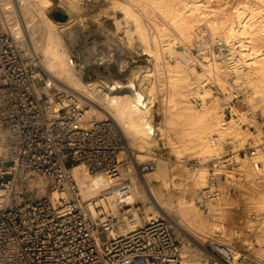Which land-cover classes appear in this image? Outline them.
<instances>
[{"label": "built area", "instance_id": "built-area-1", "mask_svg": "<svg viewBox=\"0 0 264 264\" xmlns=\"http://www.w3.org/2000/svg\"><path fill=\"white\" fill-rule=\"evenodd\" d=\"M17 4L0 0V264H184L188 243L171 217L158 215L142 225L132 219L130 208L139 206L130 178L148 172L153 162L134 167L129 156L119 158L124 142L114 122L94 117L75 94L55 90L28 56ZM219 59L228 76L221 80L233 84L223 112L230 119L223 123L254 129L264 117L242 92L248 90L245 77L236 78L240 60L233 51ZM214 78L211 86L218 90ZM191 99L202 107V100ZM226 143L230 154L184 162L207 171L195 200L209 218H217L222 184L230 183L239 160L259 165L253 160L257 149L233 151L232 142ZM78 165L89 178L102 180L95 197L83 196L72 172ZM207 247L211 260L221 264H252L233 245L212 241Z\"/></svg>", "mask_w": 264, "mask_h": 264}, {"label": "bare ground", "instance_id": "bare-ground-1", "mask_svg": "<svg viewBox=\"0 0 264 264\" xmlns=\"http://www.w3.org/2000/svg\"><path fill=\"white\" fill-rule=\"evenodd\" d=\"M30 1L32 3L30 7L33 11L31 12L29 11L30 8L28 9L29 15L31 14L30 16H32L30 19H28L27 7H24L23 0H18V4L15 5V12L20 26L24 29V32L22 31L23 34L31 42L33 35L36 37L34 34V23L31 22L33 16H35L33 15L34 12L38 18L48 25L53 26L58 23L46 15L45 7L51 4V0ZM96 2L97 0H93L92 3L96 4ZM110 4V7L105 9V17L114 21L115 33L117 34L121 30L125 33L128 42L127 47H134L133 43L136 37V40L142 46L143 52L152 57L150 60L152 66L133 68L126 83L121 80H114L112 87L105 94L106 96L101 98L103 96H101L100 92L103 89L105 90L107 86L97 85L95 82L83 83L79 75H72L66 69L65 60L67 57L64 50L58 47L59 43L56 41L59 37L51 34L52 32L49 33L50 29L49 31L46 30L48 29L46 27H49L48 25L43 30L46 33V36L43 37L46 38L42 39V37L41 39L45 40L46 44L37 63L40 64L49 80L57 88L75 94L84 104L97 111L100 116L112 119L121 133L125 149L134 167L140 164L138 161L143 155L150 153V147L157 141L155 131L159 132L160 139H164L165 143L172 142L175 144L174 152L178 157H182L186 153L187 156H192L194 159L195 157H216L223 153L221 152V143H212L210 138L213 135H217L224 141L230 140L234 142L243 134L241 138L246 137L248 140L249 135L246 133V136H244L245 131L244 133L242 132L244 129L240 131L239 127H237L238 125L231 123L234 121L226 124L221 123V120L218 119L221 111L213 105V107L209 106V104L206 105L207 100L211 97L217 101V97L212 95L208 88L205 89V86L219 70L218 63L213 59V61L204 65L202 72H198L194 67H190L191 65L187 62V60H192V58L189 57V59L187 57L190 56L188 51L179 52L176 48L184 46L182 47L184 49L188 45H196L201 48L205 45L207 46V43L216 42V38L235 48L238 47L239 49L233 50V53L238 56V61L240 60L239 64L242 68L237 72L236 78L243 76L246 78V86H253L254 97L252 100L258 102V107L259 103L264 102V0H112ZM72 10L74 11V9ZM117 11L123 14V18L119 19L117 17ZM92 12L91 23H95L97 17L95 12ZM75 19L70 14L68 16L69 21L64 23V25L76 22ZM114 38L109 39V41L106 39L110 46L117 44L116 41L119 37ZM36 41L33 43L35 44ZM166 56L174 58V64L167 63L165 61ZM181 58L184 61H180ZM204 59L206 58H202L200 62H203ZM220 73L221 78L224 79L225 74H223V71H220ZM221 78L216 79V81L218 83L219 81L222 82L220 85L223 86L225 82ZM157 80H159L158 84ZM159 88L164 91V95L158 101L163 107V115L161 126L154 127L152 124V103L155 98V91L160 90ZM191 98L202 100V107L198 109ZM99 99L104 100L106 102L105 105L99 104L97 101ZM241 138L239 142H241ZM256 139L258 141L259 138ZM244 142L242 141L241 143ZM122 154H119V158H121ZM258 154L262 166L260 169H254L255 171L252 168L251 172L248 171L249 173L246 176L249 183L254 181L256 177L264 179V153ZM178 161L184 163V161ZM72 172L79 187L83 190L85 198H92L98 194L102 187V180L99 177L89 178L85 168L81 165L75 166ZM176 175L173 174V167L167 168L164 163H158L157 165L153 163L148 172L143 175L137 174V177L132 176L130 178L132 182L131 196L134 200L144 202L141 210L136 209L134 206L130 208L132 219L142 225L151 217L170 214L177 220L180 225L179 228L192 241L197 243L198 239L206 240L204 237L207 238V235L211 236L214 230L215 232L219 230L217 221L215 222L217 219H214V217L209 221L207 220L208 222L203 220L204 217L199 214L200 211H198L193 198L174 201L168 191L161 192L159 186L157 188L152 184L153 181H158L160 186L166 190L171 186H182L185 181H182L183 184L181 182L175 183L173 179ZM206 177L207 171L204 167H201L192 176L191 182L194 188L196 186L197 188L205 187ZM255 182L252 185H255ZM147 188H150V190L148 191ZM251 193H249V196L251 195L250 199H252L251 201L254 204L252 205L256 206L264 214V193L259 195V193L256 194L254 192L257 197L254 193L253 195ZM220 212L218 216H220ZM261 217L262 223H264V216ZM219 218L221 219V217ZM127 227H129V223H127ZM127 227H125V230H127ZM190 251L191 249L187 245L183 246L182 258L184 264H219V262L204 261L206 258L211 257L204 248H202V253L206 258L201 255H192L194 253L191 254Z\"/></svg>", "mask_w": 264, "mask_h": 264}, {"label": "rangeland", "instance_id": "rangeland-1", "mask_svg": "<svg viewBox=\"0 0 264 264\" xmlns=\"http://www.w3.org/2000/svg\"><path fill=\"white\" fill-rule=\"evenodd\" d=\"M23 1H24V7H27L26 11H28V9L30 8L29 11L33 12L30 7L31 6L30 4H32L31 1L30 0H23ZM63 1L64 0L62 1L61 0H51V4L45 7L46 15L50 19L58 23L56 25H53V26L48 25L46 22H43L42 19L38 18L35 12L33 13V15L35 16H33V20L31 22L34 23V27L36 28V29L34 28V31H35L34 34L36 37H34L33 35V40L31 39V42H30V39L28 40V38L24 34V37L27 42V53L29 54L28 56L33 58L35 61H38V58L42 56V50L46 44L45 43L46 41L42 40L46 38V37H43V36H46L45 35L46 33H44L43 30H45L44 27L48 25L49 27H46L48 28L46 30L49 31L50 29L49 33L52 32L51 34L59 37L56 39V41H58L59 44L57 42L56 43L58 44L59 48L64 50V53L67 57V59L65 60L66 69H68L72 75L74 74L79 75L83 83L95 82L97 85L107 86L105 90L103 89L100 92L101 96H103L101 98H104L106 96L105 94L107 93L108 89L110 90V88L112 87V81L121 80L122 82L126 83L129 79L131 70L133 68H138L140 66H147V67L152 66V63L150 61L152 57H150L148 54L143 52L142 46L140 42L136 40V37L133 43L134 47H127L128 42H127L125 33L121 30V32H118L116 34L115 33L116 27L114 25V21L112 19L111 20L106 19L105 9L110 7L111 5L110 2L112 0L111 1L110 0H99V1L97 0L98 3L96 2V4L92 3L93 0H65L64 1L65 3ZM71 5H74V6H71ZM72 9H74V11ZM57 10H60L67 15V18L65 21L54 20L52 16V12L57 11ZM70 10L71 12H69ZM29 11L27 12L28 19L32 17L30 16L31 14L29 15L30 13ZM92 11L95 12L96 17H97V21L95 23H91L92 22L91 14L93 13ZM70 14L73 15L74 18H76L75 19L76 22H72L69 24L67 23L66 25H64V23L69 21L68 16ZM116 14L119 19L123 18L122 17L123 14L120 11L119 12L117 11ZM42 23H43V27H42ZM92 24L94 25L93 27H92ZM21 29H23V27H21ZM22 31L24 32V29ZM113 36L116 38L119 37V39L118 40L116 39L117 44H115L114 46L113 45L110 46L108 42L106 41V39L109 41V39L114 38ZM216 39H215L216 42L215 41L213 42L214 44L209 43L210 44L209 45L207 43V46L205 45L201 48L196 45H193V46L188 45V46H185L184 49L182 48L184 46H178L176 49L179 52H182L183 50L188 51V54L190 56H187V57L192 58V60L191 61L187 60V62H189V65H191L190 67H194L198 72H202L204 70V65L210 63L208 62L207 59H204L203 62H200L202 61V58L210 57L211 56L210 53H212L214 60L219 65V70L217 71V73L214 74L216 78L212 76L216 80V79L221 78L220 71H222V68H223L222 63H220L221 60L219 58L222 56L223 53H227L229 51L232 52L233 50L239 49L238 47L235 48L226 42L219 41L218 40L219 38H216ZM34 41H36L35 44L33 43ZM32 46L36 48L34 49V47ZM218 55H219V58H218ZM171 59L170 61H168V56L165 57V61L167 63L174 64V58L172 60ZM70 60H71V63H70ZM38 65L41 68L39 63ZM225 77H228L227 74H225ZM126 78H127V81L125 80ZM158 81L159 80H157V84H158ZM208 82L209 83L205 86V89L208 88L211 94L217 97V101L211 97L207 100L208 102L206 103V105L208 104L209 106L213 105L215 108L221 111V114L218 116V119L221 120V123H223V121H228L230 119L229 117L227 119H223V112H224L225 107L228 105V101L231 98L230 91L232 90L233 84L231 82L224 81L225 84L223 83V86H222L220 85V83L222 82L219 81L218 83V81H216V83L218 84L217 86L219 87L218 90H216L211 86L212 83L213 84L215 83L212 82L211 80ZM35 85L39 86L40 82L35 81ZM55 88H56L55 90H61L57 88L56 86ZM247 88L248 90L246 92L244 91L242 92L246 95L248 103L251 104L255 102L254 100H252L254 97V91L252 89L254 88L252 85L248 86ZM159 89L160 90L155 91V94H154L155 98L152 103L153 104L152 124L154 125V127L161 126L160 124H161L162 115H163L162 114L163 107L162 105L159 104L158 101L160 100V98H162V95H164L163 93L164 91L162 88H159ZM97 101L101 105H105L106 103L102 99H99ZM255 103L258 104V102H255ZM259 104L260 105H258V107L255 106V109H260L261 115L264 116V114H262V112H264V102L259 103ZM261 104H262V107H261ZM89 107L90 106H88L87 108L89 109L90 113L94 117L99 118V119L103 118V116H100L97 111H94L93 109H91V107L90 108ZM197 108L199 109L200 107H197ZM231 121L233 120H230L229 122ZM231 123H235V122H231ZM237 127H239L240 131L244 129L242 131L243 133L245 131L244 136H246V133H247L249 137L247 136L248 140L246 137L241 138L243 136L242 134L240 138H241V142L245 141L244 143L239 142L240 138L237 140L238 142L231 141L233 142L231 144V147H232L231 149L235 151L238 149L251 150L253 148L255 149L258 148V151H256V155H255L256 158L254 157L253 159H255L256 161L258 160V162H260L257 168V169H260L262 166V163L258 158L259 156L258 153H261V154L264 153V120H262L260 124L254 129H250V128L246 129L245 127H240V126H237ZM160 137L161 136L159 132L155 131V138L157 139V141H155L156 145L154 144L153 146L150 147L149 152L151 154L148 153L149 155L148 154L143 155V157H141V159H139L138 162L141 164L142 162L152 161L155 165H157L158 163H164L167 168L173 167V174L174 175L177 174L176 175L177 177L175 176V178L173 179L175 183L181 182L183 184V182L184 181L185 182L182 186H176V187L171 186L170 188H168V190L160 186V183L158 181H153L152 184L154 185V187L159 186V190L161 192L168 191L169 194L172 196V199H174V201H177V199L185 198V200H188V199L193 198V201L196 204L198 211H200L199 214L201 215V217H204L203 220L209 221L210 219H213L209 217H206L205 219L206 215L198 207L196 200H195L196 192L203 187L197 188L196 186L194 188V185L192 184L191 179H192L193 174H195L196 171H199L201 167H198V169L196 168L197 170L191 169V168H188V166H186L183 162H179L178 160L185 162L187 160L194 159V157L187 156L186 153L185 155L183 154L182 157H178V155L174 152L175 144L172 142L165 143V140L160 139ZM256 138H259L258 141ZM222 140L223 139L219 138L218 143L219 144L221 143L222 146L220 145V147H222V150L221 148L220 150L221 152H223L222 154H219V156H225L226 153L229 152L226 149L227 146H224L225 144H227L226 143L227 141H224V140L222 141ZM259 145H262V146H259ZM153 152L155 153V155L152 154ZM120 153H123L122 156H120L121 158H124L125 156H129L128 152L125 149V145ZM146 157L147 158L149 157L148 160ZM150 157H153L155 159L153 158L150 159ZM251 168L252 166L248 159L239 160L238 166L231 173L230 183H228V185L227 184L224 185V183L222 184V186H224V189L225 188L226 189H225L224 195L222 196L220 204L218 206L219 212L220 211L221 212H220V216H218L217 218L216 217L214 218V219H217L215 220V222L217 221L216 223L218 224L220 231L217 230L215 232L214 230L213 233H211L212 234L211 236L207 235V238L204 237V239L206 240L198 239L197 243H195L194 241H192V239L188 237V235H186V233H184L179 228L180 225L178 224L177 220H175L172 216H170V214L168 215L176 222V224L179 225L178 228L181 231V235L186 239V242L188 243L185 245H187L188 248L191 249L190 251L191 254L194 253L192 255H201L203 258H206L205 255H203L202 253L203 252L202 248H204V250L206 251L208 249L207 246L210 242L217 241V242H222V243L233 245L239 252L245 254L247 256V259L252 264H264V223H262V217H261V216H264V214H262V212H260L261 210L258 209L256 206H253L254 204L251 201L252 199H250L251 195L249 196V193H251L252 189H254V191H252L251 193L252 195L254 192L256 193L258 190L259 191L257 193H259V195L261 193H264V179H262L261 177L260 178L256 177L254 181L252 182L250 181L249 183V180H247L248 177L246 176L247 173H249L248 171L251 172L252 170L253 171L257 170V169L254 170V167L252 168V170ZM254 182L256 184L252 185L254 184ZM228 186L231 188L229 193H227ZM250 186H253V187L250 188ZM255 188L257 191L255 190ZM147 189L148 191L150 190V188H147ZM255 193L254 195L257 194ZM136 201L138 202V206H139L138 209L141 210L143 208L144 202L140 200H136ZM249 201L251 202L250 204H249ZM146 203L149 204L148 202ZM257 210L259 213L257 212ZM219 217H221V219ZM206 260H208V262L209 261L217 262L216 260H211V257L208 259L206 258L204 261Z\"/></svg>", "mask_w": 264, "mask_h": 264}, {"label": "water", "instance_id": "water-1", "mask_svg": "<svg viewBox=\"0 0 264 264\" xmlns=\"http://www.w3.org/2000/svg\"><path fill=\"white\" fill-rule=\"evenodd\" d=\"M52 16L56 21H65L67 18V15L60 10L52 12Z\"/></svg>", "mask_w": 264, "mask_h": 264}]
</instances>
